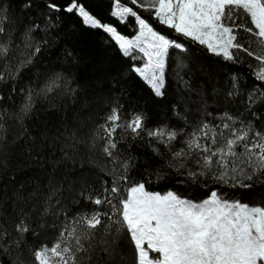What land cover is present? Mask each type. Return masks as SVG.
<instances>
[{
    "label": "snow or ice",
    "instance_id": "1",
    "mask_svg": "<svg viewBox=\"0 0 264 264\" xmlns=\"http://www.w3.org/2000/svg\"><path fill=\"white\" fill-rule=\"evenodd\" d=\"M31 6L25 0L24 7ZM108 6L109 19L103 20L83 0H48L43 26L27 27L20 43L0 23V88L9 86L7 100L21 97L10 112L0 93V168L7 167L13 128L11 143L30 139L25 121L39 104L56 107L55 100L77 95L64 72L50 73L43 83L37 73L36 81L19 86L51 46L48 36L59 27L60 12L102 33L155 98L166 97L171 77V113L179 126L168 120L150 126L147 112H126L119 103L87 132L79 117H65L52 138L62 143L55 163L75 162L83 148L91 163L98 165L97 157L105 161L98 165L100 186L65 189L54 168L47 186L27 195L15 191L9 197L0 187V264H129L130 258L131 264H264V204L236 198L264 184V124H257L264 120V0H108ZM6 14L0 0V21ZM37 32L45 38L35 40ZM197 45L218 62L247 69V75H229L226 91L211 89V107L222 103V111H209L204 84L192 86L190 57ZM74 61L66 50V63ZM249 78L251 88H243ZM136 144L150 151L158 168L150 171L148 165L140 174L130 151ZM170 176L207 195L193 200L172 188L150 190Z\"/></svg>",
    "mask_w": 264,
    "mask_h": 264
},
{
    "label": "trees",
    "instance_id": "2",
    "mask_svg": "<svg viewBox=\"0 0 264 264\" xmlns=\"http://www.w3.org/2000/svg\"><path fill=\"white\" fill-rule=\"evenodd\" d=\"M48 0H31V8L24 7L25 0H5L7 14L0 23L7 24L11 29L16 43L21 42L23 32L33 23H40L43 26L44 13L47 12ZM63 4L65 0H55ZM87 7L103 20H108V0H83ZM10 5V7H9ZM59 27L51 30L48 36L50 47H46L39 56L36 64L28 71L21 81L20 87H27L29 83L36 81V74H40V83L52 72H64L73 83L72 87L77 89L74 98L65 97L54 101L56 107H50L47 102L37 106L33 115L25 121L29 128L30 139L11 143L16 134L13 128L9 136V155L7 167L0 168V184L7 185L10 190L7 192L11 197L13 192L20 191L24 195L31 193L37 185L45 188L51 178L50 174L56 169V179L67 189L74 185L79 190L82 185L94 184L100 186V177L103 173L99 166L105 164L104 159L97 157L98 165L90 162V153L81 148L80 155L73 161H66L56 164L61 159L60 151L62 143H53L57 128H61V121L65 117H79L80 121L87 124L83 131L90 130L94 123L100 121V117L106 114L112 103L124 105L125 111H143L150 117V126L162 123L165 120L179 126L171 113V104L176 101L174 92L175 85L171 77L168 79L167 95L163 100L153 96L150 89L130 70L131 61L123 58L116 48L106 42V37L99 32L91 31L82 26L81 21L75 16L59 13ZM127 33V28H122ZM34 39L39 41L45 38V33H34ZM56 37L58 39H53ZM66 50H71L75 55V61L66 63ZM191 68L195 73L192 80L193 88H199L201 84L206 86L209 94V111H222L220 108L211 107V89L218 87L227 90L231 86L229 75L233 72H240L247 75L245 67L228 66L218 62V58L212 57L207 51L200 47H192ZM252 81L249 78L247 83L242 81L243 88H251ZM9 86L0 88L5 102L3 107L10 112L18 109L21 97L14 94V101L7 100ZM195 97H193L194 99ZM196 105H192L195 109ZM184 110L183 104L180 106ZM233 112L243 111V108H231ZM250 118V117H247ZM258 125L264 124V120L258 121ZM131 154L136 156L140 167V174H143L144 167L151 165L150 171H154L159 164L151 158L150 151L139 144L133 146ZM147 161V164H145ZM83 165V167H81ZM137 173L134 171L133 175ZM176 177L150 186L152 191H167L172 188L189 198L200 200L207 193L197 186L178 185ZM242 197L243 202L251 204H264V184L257 183L250 190H241L236 193V198ZM74 209L76 206H72ZM93 207V206H89ZM11 211V204H8ZM29 243H33L29 237ZM38 246V245H35ZM127 251V250H126ZM27 256V253H25ZM131 264V258L129 259Z\"/></svg>",
    "mask_w": 264,
    "mask_h": 264
},
{
    "label": "rangeland",
    "instance_id": "3",
    "mask_svg": "<svg viewBox=\"0 0 264 264\" xmlns=\"http://www.w3.org/2000/svg\"><path fill=\"white\" fill-rule=\"evenodd\" d=\"M0 187H2L3 189H6L7 192L10 190V187L7 186V185L0 184ZM191 199H192V198H191ZM193 200H195V199H193ZM200 200H201V199H200ZM3 259H4V260H9L10 257H8V256H4Z\"/></svg>",
    "mask_w": 264,
    "mask_h": 264
}]
</instances>
